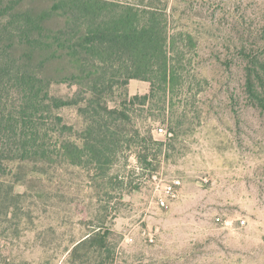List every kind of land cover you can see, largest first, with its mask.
Returning a JSON list of instances; mask_svg holds the SVG:
<instances>
[{
	"label": "trees",
	"instance_id": "1",
	"mask_svg": "<svg viewBox=\"0 0 264 264\" xmlns=\"http://www.w3.org/2000/svg\"><path fill=\"white\" fill-rule=\"evenodd\" d=\"M176 9L167 0H0V221L32 223L34 211L45 214L67 196L78 201L85 175L106 187L122 183L121 175L134 174L127 162L123 174L112 172L123 148H133L143 170L157 169L164 144L149 129L141 136L130 112L142 115L152 101L164 113L174 109L187 48L198 44L188 26H170ZM240 25L225 44L226 91L235 113L236 68L248 106L264 117V25L255 34L251 23ZM131 80L148 83V93L131 96ZM167 132L177 135L176 127ZM112 219L102 214L72 241L66 264H112Z\"/></svg>",
	"mask_w": 264,
	"mask_h": 264
},
{
	"label": "rangeland",
	"instance_id": "2",
	"mask_svg": "<svg viewBox=\"0 0 264 264\" xmlns=\"http://www.w3.org/2000/svg\"><path fill=\"white\" fill-rule=\"evenodd\" d=\"M167 1L178 11V23L171 20L170 26H188L198 44L187 48L186 82L174 109L164 113L162 103L152 101L142 115L130 112L141 136L149 129L153 140L163 142L159 166L154 162L151 169H157L145 171L133 148H123L112 172L123 174L127 162L126 173L134 174L121 175L122 183L106 187L85 175L78 201L67 196L45 214L34 211L32 223L22 218L9 227L1 220L0 264H66L72 241L84 237L102 214L114 217L112 264H264V117L248 106L236 68L229 87L237 96L235 113L225 87L226 41L243 32L241 19L254 34L264 25V0ZM127 90L144 95L149 85L131 80ZM64 115L70 121L76 116L72 110ZM159 127H176V137L157 135ZM173 179L181 182L177 197L161 208L153 198L155 183Z\"/></svg>",
	"mask_w": 264,
	"mask_h": 264
},
{
	"label": "built area",
	"instance_id": "3",
	"mask_svg": "<svg viewBox=\"0 0 264 264\" xmlns=\"http://www.w3.org/2000/svg\"><path fill=\"white\" fill-rule=\"evenodd\" d=\"M157 135L167 137L168 132L165 128L159 127L155 130ZM181 186V182L178 179H173L168 183L160 185L158 182L155 183L154 191H153V198L155 200V204L161 208L166 206L167 201L173 200L177 197L178 190ZM157 194V195H156ZM219 220V219H217ZM243 224V222H241ZM144 235H146L144 233ZM148 241L153 242V237L148 234Z\"/></svg>",
	"mask_w": 264,
	"mask_h": 264
}]
</instances>
